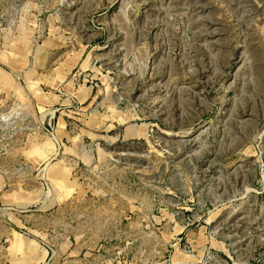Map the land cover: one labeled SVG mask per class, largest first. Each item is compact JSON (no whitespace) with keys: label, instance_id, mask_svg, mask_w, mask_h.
Segmentation results:
<instances>
[{"label":"rangeland","instance_id":"1","mask_svg":"<svg viewBox=\"0 0 264 264\" xmlns=\"http://www.w3.org/2000/svg\"><path fill=\"white\" fill-rule=\"evenodd\" d=\"M184 262L264 264V0H0V264Z\"/></svg>","mask_w":264,"mask_h":264},{"label":"built area","instance_id":"2","mask_svg":"<svg viewBox=\"0 0 264 264\" xmlns=\"http://www.w3.org/2000/svg\"><path fill=\"white\" fill-rule=\"evenodd\" d=\"M50 135H51V138L54 140L57 149L59 150L60 149V145L58 143V140L55 138L54 134L50 133ZM176 244L178 245V242ZM182 251H184V249H182Z\"/></svg>","mask_w":264,"mask_h":264},{"label":"crops","instance_id":"3","mask_svg":"<svg viewBox=\"0 0 264 264\" xmlns=\"http://www.w3.org/2000/svg\"><path fill=\"white\" fill-rule=\"evenodd\" d=\"M64 88H65L66 90H71V87H69V85H68L67 83L65 84Z\"/></svg>","mask_w":264,"mask_h":264},{"label":"bare ground","instance_id":"4","mask_svg":"<svg viewBox=\"0 0 264 264\" xmlns=\"http://www.w3.org/2000/svg\"><path fill=\"white\" fill-rule=\"evenodd\" d=\"M185 256V255H184ZM188 256V255H187ZM191 257V256H190ZM180 263L182 262V261H179ZM186 262H184L183 264H185Z\"/></svg>","mask_w":264,"mask_h":264}]
</instances>
